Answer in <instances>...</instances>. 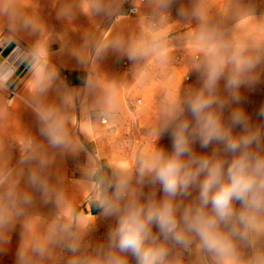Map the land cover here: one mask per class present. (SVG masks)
Here are the masks:
<instances>
[{"label":"crops","instance_id":"crops-1","mask_svg":"<svg viewBox=\"0 0 264 264\" xmlns=\"http://www.w3.org/2000/svg\"><path fill=\"white\" fill-rule=\"evenodd\" d=\"M167 2H129L140 5L138 14L145 17L147 23L151 24V13L165 15L158 21L164 24L155 32L162 40L161 73L149 75L142 86L144 102L136 120L138 126L148 129L134 136L135 149L146 158L158 150L168 155L173 152V140L170 141L169 134L156 129L169 122V109L176 104L184 107L180 118L186 115L188 109L183 102L202 88L210 59L221 58L225 62L224 74L217 87L221 100L224 101L228 93L226 82L234 69V65L230 69V61L237 52L255 61L251 71L242 76L240 92L251 94L264 91V9L241 16L223 27L212 39L200 42L195 40V34L204 22L183 17V0H175L176 18L167 22L171 16ZM111 3L105 5L104 0H74L76 5L67 6L65 0H37L28 5L13 23L3 27L13 32L21 45L31 49L35 61L18 79L11 96L5 97L0 90V175H8L2 177L5 181L1 183L10 188H20L13 174L31 172L21 170L22 166L14 162L17 158L13 150L15 143L26 141L35 145L28 155L32 157L42 156L45 143L53 149L50 156L56 158L61 170L71 174L80 185L79 199L75 204L79 206L84 202L81 214L77 213L73 218L76 228L65 233L66 253L72 251L67 245L77 247V243L82 241L88 232L84 225L86 219L89 215H96L97 208L102 204L106 181L101 158L107 155L103 153V137L95 131L97 125L92 118V109L113 107L119 101V74L113 72L109 76L104 75V71L112 69L121 58L135 57L139 50L136 41H131L128 35L121 38L111 27L105 31V15L111 11ZM121 39L125 46L121 47ZM38 48L45 49L47 55L41 58ZM41 65L44 66V79L38 82L37 70ZM185 75L190 77L188 81L183 78ZM145 95H151L154 101ZM159 96H162L161 100ZM226 109V105L222 109L217 108L224 126L231 125V119L225 122ZM41 111H54L56 117L64 121L63 145L53 146L42 133L45 125L38 115ZM190 124L194 126L193 117ZM215 143L213 141L208 147H201L197 139L192 150L197 156L211 157L215 155ZM184 158L187 159V156ZM140 182L145 189L158 191V202L165 198L158 182H152L149 177ZM198 194V185H192L187 195L178 194L174 200L182 207L195 202ZM197 240L188 248L190 253L199 250ZM174 245L169 247V252L181 247ZM52 254L54 256L55 252ZM176 260L177 264H181L180 258L176 257Z\"/></svg>","mask_w":264,"mask_h":264},{"label":"rangeland","instance_id":"rangeland-1","mask_svg":"<svg viewBox=\"0 0 264 264\" xmlns=\"http://www.w3.org/2000/svg\"><path fill=\"white\" fill-rule=\"evenodd\" d=\"M34 1L37 0H0V49H4L10 42L14 43L10 55L3 57L1 63L7 61L9 67L14 66L12 74L18 67L15 64L19 55L15 51L16 48L25 52V57L31 54V49L21 45L16 41L13 32L3 27L13 23L20 13L26 11V7L32 5ZM130 1L104 0L105 5L107 2H113L111 11L105 15V31L111 27V30H117L116 34L121 38L128 35L131 41H136L139 50L135 57L121 58L112 66V69L104 71V75L109 74L110 76L113 72L119 74L117 104L113 107L92 109V118L97 125L95 131L103 137V153L107 155L101 158L105 167L106 181L105 188L102 190V204L97 208L96 215H89L86 219L84 225L88 232L82 241L77 243L76 250L66 253L65 233L76 228L74 215L81 214V207L84 205V202L79 206L75 204V201L79 199L80 185L72 179L71 174L61 170L62 167L58 165L59 161L50 156L53 149L48 148L47 143L43 146L42 156L35 155V157L28 156L35 145L26 141L15 143L13 150L17 153V158L14 162L22 166L21 170L31 172L13 174L14 181L21 186L20 188H10L2 184L1 182L5 181L2 177L8 175H0V207H3L8 216V223L0 228V264H71L73 260L81 262L92 260L96 264H103L105 256L110 251H116L117 255L126 259L127 264H137L131 253H120L110 248V233L117 225L118 216L108 214L103 201L113 196L114 188L110 185L115 183L120 174L130 177L129 194L120 201L121 208L133 198L141 203H146L150 198L157 201L158 191L145 189L140 182L138 168L140 161L146 157L135 149L134 136L148 131L146 127L138 126L136 120L144 102L142 86L149 75L157 76L161 73L162 68L159 62L162 55L160 52L162 40L160 36L155 35V32L164 23L157 22L153 26L147 23L142 15H127ZM65 4L73 5L74 0H65ZM167 4V10L171 11L167 22H171L176 18L175 0H168ZM259 9H264V0H183V17L191 18L195 22H204L201 30L195 34V40L200 42H207L223 27ZM120 45L125 46L122 39ZM230 66L232 70L233 64L231 63ZM15 84L0 85V90L5 97L8 98L15 92ZM238 95V100L231 98L229 90L225 95L224 101L227 107L224 114L225 122L231 119L233 111L241 110L247 118L249 128L261 133L259 151L264 154V114H262L264 113V91L245 94L238 89ZM146 98L152 99L151 95ZM158 99L161 100L162 96ZM99 108L107 111V124L101 123L97 118L96 111ZM179 119H186L191 123L190 111L187 110L186 115ZM176 123L178 121L170 119L168 123L157 127L156 130L168 133L172 141L171 133ZM225 127L231 128L233 135H242L245 132L243 126L233 125L232 122L231 125ZM214 152L217 158L224 159L226 162L233 158L222 143H215ZM98 155L100 156L101 152ZM33 173L46 185V193L39 186H34L29 182V177ZM26 186L28 188H23ZM25 196L30 199L26 201ZM236 206L239 207L238 202ZM152 231L153 234L159 235L155 225L152 226ZM160 240L164 242L162 236ZM166 243L168 248L175 246L171 240ZM198 249L197 252L190 253L183 247L176 248V251L169 252V264H177L176 257L180 258L181 264H215L211 255ZM53 252H55L54 256ZM257 252H264V236H260L254 246L241 244L238 247L239 264H248ZM21 254H23V259H21ZM13 261L15 263H12Z\"/></svg>","mask_w":264,"mask_h":264},{"label":"clouds","instance_id":"clouds-1","mask_svg":"<svg viewBox=\"0 0 264 264\" xmlns=\"http://www.w3.org/2000/svg\"><path fill=\"white\" fill-rule=\"evenodd\" d=\"M37 52L41 58L47 55L42 48ZM230 62L234 69L227 79L226 89L233 100H238L242 76L251 71L255 61L237 52ZM224 67L223 59H210L202 88L183 102L194 118V126L186 119H179L183 115V106L176 104L169 109L171 119L178 121L171 133L173 152L168 155L158 150L140 161V181L149 177L152 182H158L165 198L159 202L150 198L146 203L133 198L121 208L120 201L129 194L130 177L120 174L110 185L114 194L105 198L103 203L108 214L118 216V222L110 233L109 246L120 253H131L137 264H169L167 241L188 249L195 239L199 241L198 247L212 256L215 264H239L238 247L241 244L254 246L256 240L264 236V154L259 151L261 133L249 128L245 114L238 109L232 112L231 122L243 126L244 134L233 135L231 128L222 123L217 108L222 109L226 101L218 97L217 87ZM43 73L44 66L41 65L37 70L38 82L43 81ZM11 74V69L0 68V85L6 83ZM38 115L45 125L42 133L49 142L53 146L63 145L64 121L58 119L54 111H41ZM197 139L201 147H208L213 141L222 143L233 158L226 162L215 155L197 156L192 150ZM186 156L187 159L184 158ZM29 182L46 193V185L35 173L29 177ZM192 185H198V198L181 209L174 198L178 194L187 195ZM28 199L30 197L25 196V200ZM7 223L8 216L0 207V228ZM153 225L158 228L159 235L153 234ZM161 236L164 242H161ZM67 247L76 250L73 244ZM71 264L96 262L73 260ZM103 264H127V261L116 251H110ZM248 264H264V252H257Z\"/></svg>","mask_w":264,"mask_h":264},{"label":"water","instance_id":"water-1","mask_svg":"<svg viewBox=\"0 0 264 264\" xmlns=\"http://www.w3.org/2000/svg\"><path fill=\"white\" fill-rule=\"evenodd\" d=\"M13 47H14V43L10 42L4 49L2 50L0 49V63L2 62L3 57H8L10 55L9 53L13 49ZM24 57H25V52L21 59L15 60V64L18 65V67L14 71V73L11 74L10 79L6 82L8 85H14L17 82L18 77L22 75L27 70V67L32 65V63L35 61V58L33 57L32 54L27 55L25 58ZM21 60L23 61L21 62ZM4 62L7 61H3V63Z\"/></svg>","mask_w":264,"mask_h":264},{"label":"built area","instance_id":"built-area-1","mask_svg":"<svg viewBox=\"0 0 264 264\" xmlns=\"http://www.w3.org/2000/svg\"><path fill=\"white\" fill-rule=\"evenodd\" d=\"M139 2H144L145 0H137ZM140 11V5L136 3H131L127 8V15H135L138 14ZM164 14L162 13H151L149 14V18L151 19V25H156V23L164 18ZM184 79L188 81L190 77L188 75L184 76ZM141 101L140 99L138 100ZM97 118L101 123L107 124L108 123V114L104 108H99L96 111Z\"/></svg>","mask_w":264,"mask_h":264},{"label":"bare ground","instance_id":"bare-ground-1","mask_svg":"<svg viewBox=\"0 0 264 264\" xmlns=\"http://www.w3.org/2000/svg\"><path fill=\"white\" fill-rule=\"evenodd\" d=\"M15 51L17 53H19V55L17 56L16 60L21 59L22 56H23V54H24V52L23 51H20L18 47L16 48ZM8 64H9L8 62H4L3 64H1L0 68H3L4 70H8V69H11L12 70L14 68V66L8 67Z\"/></svg>","mask_w":264,"mask_h":264},{"label":"flooded vegetation","instance_id":"flooded-vegetation-1","mask_svg":"<svg viewBox=\"0 0 264 264\" xmlns=\"http://www.w3.org/2000/svg\"><path fill=\"white\" fill-rule=\"evenodd\" d=\"M14 69H12V72H13Z\"/></svg>","mask_w":264,"mask_h":264},{"label":"trees","instance_id":"trees-1","mask_svg":"<svg viewBox=\"0 0 264 264\" xmlns=\"http://www.w3.org/2000/svg\"><path fill=\"white\" fill-rule=\"evenodd\" d=\"M93 212H95V210H93Z\"/></svg>","mask_w":264,"mask_h":264}]
</instances>
